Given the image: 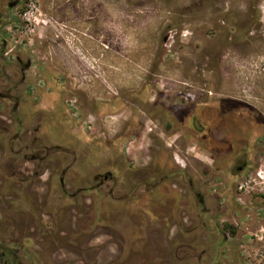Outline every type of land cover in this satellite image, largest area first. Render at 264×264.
Instances as JSON below:
<instances>
[{"label": "rangeland", "instance_id": "374dc122", "mask_svg": "<svg viewBox=\"0 0 264 264\" xmlns=\"http://www.w3.org/2000/svg\"><path fill=\"white\" fill-rule=\"evenodd\" d=\"M3 65H28L32 123L46 113L33 136L75 152L80 174L112 166L113 230L143 238L125 264H264V0H0ZM231 136L248 146L241 173L226 149L209 152ZM168 164L189 170L204 207L172 204L174 181L133 189ZM62 203L75 222V202ZM89 213L94 234L54 264H104L102 192ZM216 223L225 233L209 230Z\"/></svg>", "mask_w": 264, "mask_h": 264}, {"label": "flooded vegetation", "instance_id": "af4514ba", "mask_svg": "<svg viewBox=\"0 0 264 264\" xmlns=\"http://www.w3.org/2000/svg\"><path fill=\"white\" fill-rule=\"evenodd\" d=\"M27 66L18 69L0 66V264H54L57 251L71 249L73 254L79 252L82 246L80 239L85 233L94 234L95 231V219L89 211L94 209L97 190L102 192L106 205L104 235L108 249L104 264H125L128 251L142 250L143 238L139 235L135 244L127 243L125 231L113 230L111 202L118 198L117 176L110 164L103 173L92 169L80 174L75 152L47 146L42 136H33L42 129L46 113L36 109L34 119L38 121L32 123L30 93L24 73ZM201 129L202 135L211 139L214 133L220 131L218 126L205 131L203 127ZM240 140H243L240 136H231L226 141L227 148L216 147L209 152L226 149L228 163L241 173L249 164L248 146ZM240 159L242 162L238 165ZM170 181L175 182L173 190L170 186L165 188L168 192H176L177 196L173 194L167 198L172 199V204H179L183 213L189 208L191 197L204 207V199L199 194L200 186L192 184L186 167L168 164L167 173L160 177L151 170L149 175L142 176L135 183L133 189L149 193L159 184ZM132 193L124 198L131 199ZM63 198L75 202L72 209H76L72 216L75 222L69 221L70 217H64ZM48 209L53 211L48 212ZM181 215L178 212V216ZM86 224L89 225L85 227ZM209 230L221 235L226 227L216 223ZM189 248V244L184 245L185 250ZM81 261L84 262L83 259Z\"/></svg>", "mask_w": 264, "mask_h": 264}]
</instances>
